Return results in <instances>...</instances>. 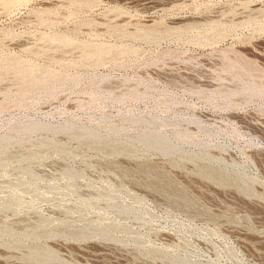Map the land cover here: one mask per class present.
Listing matches in <instances>:
<instances>
[{"label": "rangeland", "instance_id": "rangeland-1", "mask_svg": "<svg viewBox=\"0 0 264 264\" xmlns=\"http://www.w3.org/2000/svg\"><path fill=\"white\" fill-rule=\"evenodd\" d=\"M0 264H264V0H0Z\"/></svg>", "mask_w": 264, "mask_h": 264}]
</instances>
